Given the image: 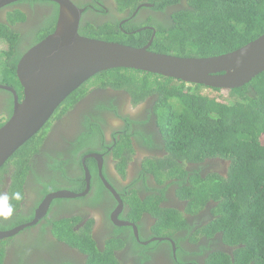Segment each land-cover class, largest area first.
I'll return each mask as SVG.
<instances>
[{
    "label": "flooded vegetation",
    "instance_id": "flooded-vegetation-1",
    "mask_svg": "<svg viewBox=\"0 0 264 264\" xmlns=\"http://www.w3.org/2000/svg\"><path fill=\"white\" fill-rule=\"evenodd\" d=\"M72 1L83 8L79 32L82 26L118 18L125 33L131 32L124 25L139 21V30L153 29V39L156 29L148 18L167 17L156 9V0H142L133 11L120 10L118 0ZM54 9L43 0H17L0 7V22L20 32L25 46ZM18 11L23 20L15 19ZM108 77H91L71 105L51 120L40 151L31 159L19 206L32 218L11 228L33 221L52 192L82 193L89 186L88 191L53 199L35 224L1 239L2 264H223L225 253L234 261L236 247L225 243L223 232L211 225L216 203L200 197L193 201L185 188L194 173L225 175L228 161L186 162L189 173L183 174L180 185L163 166L169 153L154 110L157 95L142 99L140 94L136 102L128 88L132 85L116 86ZM0 85L14 87L22 99L11 80L0 78ZM11 107L13 112V92L0 87V123L10 117ZM161 170L163 179L158 176ZM12 172L1 174L0 194L6 193L4 181L11 184ZM45 187L55 190L44 193Z\"/></svg>",
    "mask_w": 264,
    "mask_h": 264
},
{
    "label": "trees",
    "instance_id": "trees-1",
    "mask_svg": "<svg viewBox=\"0 0 264 264\" xmlns=\"http://www.w3.org/2000/svg\"><path fill=\"white\" fill-rule=\"evenodd\" d=\"M43 1L53 3L55 9L37 32L33 30L30 33L31 40L25 46L21 45L24 41L20 32L0 22V41L7 44L0 51V72H4L6 80H11L22 95V86L16 75L17 63L56 25L58 4ZM141 1L118 0V7L120 10L130 7L133 11ZM155 4L157 10L167 15L162 19L148 18V23L156 29L149 48L155 52L183 57L219 55L233 51L264 33V0H156ZM17 14L20 16L15 19L25 18L19 11ZM120 20L91 23L82 26L80 33L135 47L149 42L153 29L139 30L143 24L138 21L124 25L123 28L131 32L125 33ZM129 72H136L139 78L129 75ZM101 73L110 76L108 78L116 86L132 85L128 88L136 96V102L140 101V94L142 99L152 93L157 95L154 110L169 153L168 163H163V166L168 168L166 174L179 178L180 185L185 182L183 174L189 173L185 169L186 162H201L206 158L228 161L225 175L211 172L201 177L194 173L190 177L191 185L185 188L192 193L193 201L200 197L203 201L206 198L216 203L212 210L215 219L211 225L223 232L225 243L236 247L234 261L225 253L222 255L223 264H264V71L244 86L229 90L188 84L128 68L109 69L97 75ZM83 86L84 83L73 91L45 126L1 167L0 178L5 171H13L11 184L4 181V190L10 197L16 192L24 195V184L32 168L31 159L40 151L51 120L71 105ZM88 165L91 166L89 161ZM120 170L125 172L124 165ZM163 174L164 170H161L159 178L163 179ZM45 188L44 193L55 190ZM10 202L16 209L14 219L0 222V229L11 228L32 218V215L27 217L19 210L23 199H11Z\"/></svg>",
    "mask_w": 264,
    "mask_h": 264
},
{
    "label": "water",
    "instance_id": "water-1",
    "mask_svg": "<svg viewBox=\"0 0 264 264\" xmlns=\"http://www.w3.org/2000/svg\"><path fill=\"white\" fill-rule=\"evenodd\" d=\"M14 1L17 0H0V7ZM50 1L58 4L54 30L32 45L17 63L22 99L14 87L0 85L14 94L13 112L0 126V169L45 126L73 91L102 71L135 69L224 90L242 87L264 71V33L227 53L183 57L150 50L153 39L144 46L135 47L81 34L83 8L72 0ZM85 170L88 173L86 165ZM88 188L82 193L60 190L48 194L36 210L33 221L0 229V240L35 224L53 199L83 196Z\"/></svg>",
    "mask_w": 264,
    "mask_h": 264
},
{
    "label": "clouds",
    "instance_id": "clouds-1",
    "mask_svg": "<svg viewBox=\"0 0 264 264\" xmlns=\"http://www.w3.org/2000/svg\"><path fill=\"white\" fill-rule=\"evenodd\" d=\"M11 199L20 201L23 199L21 193L16 192L10 197L7 193L0 194V220H8L13 217L16 209L10 202Z\"/></svg>",
    "mask_w": 264,
    "mask_h": 264
},
{
    "label": "rangeland",
    "instance_id": "rangeland-1",
    "mask_svg": "<svg viewBox=\"0 0 264 264\" xmlns=\"http://www.w3.org/2000/svg\"><path fill=\"white\" fill-rule=\"evenodd\" d=\"M121 2V1H120ZM2 47H3V49L4 48H6V45H5V43L3 42V41H0V49H2ZM3 51V50H2ZM1 61V60H0ZM0 74H2V75H0V78H3V77H5L4 76V72L1 70V72H0ZM140 74V73H139ZM129 75H133L135 78H139V75L135 72H129ZM6 78H7V76H6ZM8 78H10V76L8 77ZM6 120H4V122H5ZM151 164V166H154V163H150Z\"/></svg>",
    "mask_w": 264,
    "mask_h": 264
}]
</instances>
